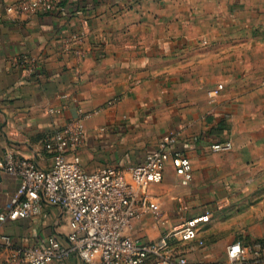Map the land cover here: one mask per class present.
<instances>
[{"label": "crops", "instance_id": "1", "mask_svg": "<svg viewBox=\"0 0 264 264\" xmlns=\"http://www.w3.org/2000/svg\"><path fill=\"white\" fill-rule=\"evenodd\" d=\"M11 1L0 0V163L13 148L51 166L44 140L78 108L89 114L75 152L87 171L140 163L173 132L192 178L183 182L168 162L162 181L148 187L163 223L144 213L130 234L153 241L211 209L197 239L171 240L186 264H235L230 244L264 243V121L250 119L247 130L235 120L264 118V0H68L57 11L19 18L5 11ZM76 29L85 33L81 54L60 53L59 33ZM24 57L34 60L33 71ZM219 84L211 104L206 91ZM226 113L233 146L214 152L212 142L229 139ZM17 184L0 167V210ZM68 230V216L49 204L34 218L0 224L18 247ZM49 264L102 263L71 254ZM242 264H264V254L248 251Z\"/></svg>", "mask_w": 264, "mask_h": 264}, {"label": "built area", "instance_id": "2", "mask_svg": "<svg viewBox=\"0 0 264 264\" xmlns=\"http://www.w3.org/2000/svg\"><path fill=\"white\" fill-rule=\"evenodd\" d=\"M62 1L68 0H13L4 8L8 15L19 18L57 11ZM84 38L82 29L60 32L59 52L81 54ZM21 63L26 65L27 72L33 71L32 58L24 57ZM79 73L76 69V75ZM221 87L219 84L206 91L210 103L215 101ZM50 111L57 110L50 108ZM88 116L78 108L75 117L44 140L45 149L53 156V164L47 168L38 166L13 148L3 152L0 167L16 178L18 184L0 210V224L34 218L49 204L59 206L68 216L69 230L63 236L50 234L24 247L15 246L12 237L0 231V252L8 251L0 264H49L71 254L84 262L98 258L102 264H186V258L176 252L171 240L197 239L202 225L212 218L211 209L184 219L153 241L139 242L129 232L134 220L144 213H149L156 223H163L160 203L148 193V187L162 181L168 162L183 182L192 178L190 159L175 147L177 135L173 132L163 135L140 163L106 165L87 171L75 152L85 141L84 122ZM232 146V141L226 139L212 142L210 148L225 152ZM248 251L261 256L264 243L230 244L228 261L242 264Z\"/></svg>", "mask_w": 264, "mask_h": 264}, {"label": "rangeland", "instance_id": "3", "mask_svg": "<svg viewBox=\"0 0 264 264\" xmlns=\"http://www.w3.org/2000/svg\"><path fill=\"white\" fill-rule=\"evenodd\" d=\"M263 17V16H262ZM216 101H214L213 103L211 104H214ZM210 104V103H209ZM246 108L248 109V104H246ZM251 119V121L255 122V124L253 125H256V121L259 122V121H264V118H259V117H252V118H249L248 116L246 117H240V118H235V120H237L238 124H239V128H246L248 130V121ZM233 121V118L232 116L230 115V113H226L224 114L223 118H222V122H223V129L225 130V133L228 135L226 136L225 138H229L231 139L232 141V137H231V130H232V123L231 121ZM253 122V123H254ZM264 123V122H263ZM262 123V125H263ZM225 140V139H224ZM219 141H223V140H219ZM233 143V142H232Z\"/></svg>", "mask_w": 264, "mask_h": 264}]
</instances>
